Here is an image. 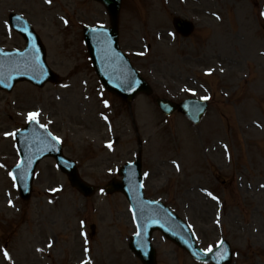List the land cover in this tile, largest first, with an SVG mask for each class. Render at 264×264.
Returning a JSON list of instances; mask_svg holds the SVG:
<instances>
[{"label": "rangeland", "instance_id": "1", "mask_svg": "<svg viewBox=\"0 0 264 264\" xmlns=\"http://www.w3.org/2000/svg\"><path fill=\"white\" fill-rule=\"evenodd\" d=\"M182 1L148 0L147 5L145 0L123 1L121 48L154 89L153 97L139 96L128 105L104 90L83 42L85 26H109L103 6L90 0H0V46H25L19 35L6 32L9 14L21 15L40 35L47 62L60 77L58 84L41 89L22 83L12 93L0 91V264H81L85 255L79 237L82 228L91 241L88 264H141L128 248L134 229L125 199L96 195L81 205L83 200L75 198L52 161L46 160L39 167L33 197L22 206L28 214L21 220L14 207L19 209L23 202L8 178L17 156L5 133L24 128L32 111H38L40 123L62 140L65 154L77 161L83 178L101 187L124 164L135 160L138 130L144 144L147 196L165 203L187 221L203 249L214 248L223 239L234 253L230 264H264V34L260 27L264 21L257 9L248 14V21L236 10V6L260 4L264 11V0H212L211 7L207 3L200 6L213 11L217 6L216 13L228 11L223 22L215 24V31L227 32L228 39L223 42L214 37L211 46L216 64L230 77L226 86L232 92L240 85L236 78L251 82L247 85L244 80L241 93L234 97L236 103L244 104L242 109L236 104L226 106L227 115L213 105L214 116L210 112V119L207 117L201 128L179 114L164 117L155 103L156 97L180 102L189 96L182 88L190 74L177 73L183 49L176 45L160 48L158 43L151 52L144 50L146 34L154 39L163 29L160 33L169 41L167 15L186 11L190 6L184 5L195 2ZM235 12L241 17L240 24ZM229 16L234 20L231 26L226 20ZM206 81L210 85L215 82ZM224 87H220L221 92ZM98 93L105 94L100 98ZM224 96L214 95L220 106L221 101L231 98ZM106 101L110 102L109 110L104 108ZM219 113L226 117L220 119ZM105 115L110 117L109 127L102 119ZM223 145L229 147L230 157ZM57 189L61 193L49 196ZM206 191L216 195L221 206ZM8 201L13 208L7 207ZM93 224L94 238L90 235ZM155 236L159 264H175L176 257L186 260L174 244L160 234ZM182 263L197 264L192 260Z\"/></svg>", "mask_w": 264, "mask_h": 264}, {"label": "water", "instance_id": "2", "mask_svg": "<svg viewBox=\"0 0 264 264\" xmlns=\"http://www.w3.org/2000/svg\"><path fill=\"white\" fill-rule=\"evenodd\" d=\"M96 1L103 3L107 8L111 18V28H86L84 30V38L99 74H104L105 67L110 73L105 76L104 84L108 85L110 89L116 90L120 96L127 100L139 92L149 93L150 90L147 85L140 79L126 57L119 50L118 18L122 0ZM10 22L14 29L24 34L26 39H28L29 47L24 53L0 52V88L11 90L17 82L25 80L38 86H43L48 81H54L56 79L55 76L50 72L48 73L45 67V51L39 39L35 40L32 36L34 33L32 31L29 32L23 20L16 15L10 16ZM159 104L167 115H171L176 110V107L169 101L160 100ZM197 106L194 102L188 101L180 106V110L191 120L199 122L203 116L205 106H201L199 110ZM66 170L75 186L85 192L89 191L77 177L73 166L71 168L66 167ZM18 174L21 175V171ZM122 175L124 176L123 183L112 186L111 192L123 191L134 207L140 235L137 236L138 240H133L131 249L145 264H154L155 252L151 249L149 242L150 235L154 230H161L177 244L183 245L189 252L200 256L205 255L202 258L198 257L202 261H213L220 264L225 263L226 260L229 261L230 250L227 245L221 250L218 249L212 255H206L197 248L195 242L191 243L189 231L178 219L162 206L142 199L140 190L136 191V187L139 188L141 182L140 164L127 165L123 168ZM31 179L32 177L30 176L27 179L22 176L18 177L19 184L22 186L25 185L26 181L30 184Z\"/></svg>", "mask_w": 264, "mask_h": 264}, {"label": "snow or ice", "instance_id": "3", "mask_svg": "<svg viewBox=\"0 0 264 264\" xmlns=\"http://www.w3.org/2000/svg\"><path fill=\"white\" fill-rule=\"evenodd\" d=\"M48 2L50 3L51 0H48ZM204 99H207V97H205ZM37 116H38L37 113H30L29 114V121L31 122V121L36 120ZM12 135H15V134L13 133ZM109 147H111V145H109ZM213 198L215 199V197H213ZM221 243H223V242H221ZM208 251L211 252L212 249L209 248ZM4 255H5L6 258H9L10 259L9 254L7 253V251L4 252ZM85 264H87V262H85Z\"/></svg>", "mask_w": 264, "mask_h": 264}]
</instances>
